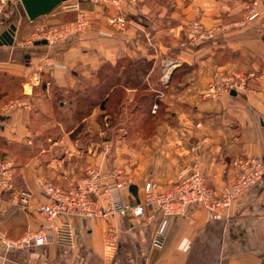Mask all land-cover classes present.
<instances>
[{"label": "crops", "instance_id": "crops-1", "mask_svg": "<svg viewBox=\"0 0 264 264\" xmlns=\"http://www.w3.org/2000/svg\"><path fill=\"white\" fill-rule=\"evenodd\" d=\"M253 6L256 15L249 19ZM80 13L89 30L65 42L36 43L45 39L35 40V34L75 22ZM195 19L218 28L217 38L192 44L188 28ZM222 70L241 73L246 86L205 98L213 74ZM147 91L156 101L139 96L130 114L141 112L138 129L116 132L114 113L102 108L103 101L111 106L117 92L132 100ZM19 98L31 99V109L6 112L7 103ZM251 156L264 161V0L121 6L68 0L35 20L20 0L0 11V163L9 159L16 167L14 188L0 201V231L10 237L46 223L39 210L44 178L70 188L89 169H121L129 179L124 199L135 204L143 202L147 183L166 190L188 168L200 171L210 186L229 184L236 176L234 160ZM23 191L29 200L16 202ZM151 212V220L71 218L75 248L9 250L0 243V264H264V177L238 211L195 206L172 219L162 247L153 243L161 214ZM109 226L119 231L113 248L103 243Z\"/></svg>", "mask_w": 264, "mask_h": 264}, {"label": "built area", "instance_id": "built-area-1", "mask_svg": "<svg viewBox=\"0 0 264 264\" xmlns=\"http://www.w3.org/2000/svg\"><path fill=\"white\" fill-rule=\"evenodd\" d=\"M12 1L0 0V11ZM141 0H112L117 6L123 4L137 5ZM73 8V5H66ZM256 15L255 6L250 8L248 18ZM238 26V22L235 23ZM89 28V21L80 13L77 21L58 27H51L35 34V40L45 39L48 43L67 41L72 35ZM192 44L213 41L219 29L207 27L202 21L193 20L188 28ZM168 74L165 75L167 80ZM246 77L236 71H217L213 74L203 96L217 99L246 86ZM31 99L19 98L7 103L6 112L14 110H30ZM158 106H153L156 112ZM236 176L233 182L219 187L208 185L197 169H184L177 180L166 190L158 191L152 183L145 186L144 200L131 204L124 199L123 190L128 186V176L121 169L103 172L100 169H89L86 175L70 188H62L44 178L41 181V194L44 202L39 210L45 216L46 223L37 230L29 229L18 238H12L0 231V243L9 250L30 249L37 246L54 244L63 249H72L76 245V237L71 218L88 220L109 219L113 215L146 217L151 220L155 213L148 214V208L161 214L160 225L154 235L156 247L164 245L167 230L172 219L185 217L191 207L199 206L210 212L238 211L246 204L249 190L264 177V161L258 157H239L233 162ZM16 167L12 160L0 163V201L4 194L14 188ZM30 193L23 191L16 202H27ZM60 216L67 217L60 224L54 221ZM119 231L109 226L105 230L103 243L113 248L118 242Z\"/></svg>", "mask_w": 264, "mask_h": 264}, {"label": "rangeland", "instance_id": "rangeland-1", "mask_svg": "<svg viewBox=\"0 0 264 264\" xmlns=\"http://www.w3.org/2000/svg\"><path fill=\"white\" fill-rule=\"evenodd\" d=\"M89 29H90V21H89V28L87 30H89ZM85 31L80 32L78 34H74L71 37L77 36V35H81ZM189 41H190V39H189ZM125 66L127 67L128 64L125 63ZM135 67L133 65H130V68H128V69L132 70ZM146 68L147 69L149 68V64L148 63H146ZM158 74L159 73H158L157 70L155 72H153V74L151 75V78H150L152 83L155 82V80H157L159 78ZM102 78H105V77H102ZM152 86H154V84H152ZM148 94L150 95V94H152V92H148L147 91L146 95H145L146 97L143 95V92L138 93V94H136V97L131 100V97L130 98H126V96H123V94L121 92L115 93V101H114V103L111 106H106L105 105V107H106L105 109H107L106 112L109 111L110 113H114L113 114L114 118L112 119L114 122L113 121L112 122H113L114 130L116 132L118 131V133H122V130H121L122 128L128 129L129 127L132 128V130L134 128L138 129V124H139L138 121L140 120L141 112L140 111L136 112L133 116L130 115V114L135 110V108H134L135 107V103L139 102V99H138L139 96L143 100H147V101L151 100L152 101L153 97H148ZM152 110H153V108H152ZM141 111H142V109H141ZM130 119L134 123H132V124L128 123V121ZM109 120H111V118H109ZM147 124H148V131H152L153 130V127H152L153 126V121L151 122V120H149ZM83 130H86V129L84 128Z\"/></svg>", "mask_w": 264, "mask_h": 264}, {"label": "water", "instance_id": "water-1", "mask_svg": "<svg viewBox=\"0 0 264 264\" xmlns=\"http://www.w3.org/2000/svg\"><path fill=\"white\" fill-rule=\"evenodd\" d=\"M68 0H20L24 10L30 20H35L38 17L52 12L55 8ZM15 27L10 28L11 34ZM11 36V40H12ZM47 40L37 41L36 43H47ZM170 77V74L168 75Z\"/></svg>", "mask_w": 264, "mask_h": 264}, {"label": "trees", "instance_id": "trees-1", "mask_svg": "<svg viewBox=\"0 0 264 264\" xmlns=\"http://www.w3.org/2000/svg\"><path fill=\"white\" fill-rule=\"evenodd\" d=\"M153 96H154V93H152V94H150V95L148 94V97H153ZM145 97H146V96H145ZM152 100H153L154 102L156 101V99H154V97H153ZM105 105H106V101H103V103H102V108L105 109V108H106Z\"/></svg>", "mask_w": 264, "mask_h": 264}]
</instances>
